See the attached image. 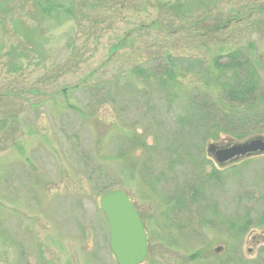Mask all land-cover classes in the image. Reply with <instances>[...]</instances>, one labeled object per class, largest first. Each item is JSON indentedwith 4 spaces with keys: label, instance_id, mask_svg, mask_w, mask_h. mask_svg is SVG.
I'll return each instance as SVG.
<instances>
[{
    "label": "rangeland",
    "instance_id": "obj_1",
    "mask_svg": "<svg viewBox=\"0 0 264 264\" xmlns=\"http://www.w3.org/2000/svg\"><path fill=\"white\" fill-rule=\"evenodd\" d=\"M47 1L0 0V264H116L101 185L137 210L142 264H264V152L217 165L206 145L234 140L188 133L200 81L146 61L264 51V0Z\"/></svg>",
    "mask_w": 264,
    "mask_h": 264
},
{
    "label": "trees",
    "instance_id": "obj_2",
    "mask_svg": "<svg viewBox=\"0 0 264 264\" xmlns=\"http://www.w3.org/2000/svg\"><path fill=\"white\" fill-rule=\"evenodd\" d=\"M37 7L47 17L56 9H64L54 0ZM168 7L173 9L178 5ZM69 10L63 11L69 13ZM119 48V43L112 46L113 51ZM146 61L154 66L152 70L155 71L157 85L166 90L175 92L179 89L178 81L188 76L200 81L203 89L193 87L188 95L186 117L188 133L195 135L199 143L209 138L216 139L220 134L234 141L264 136V51H259L252 43L196 57L167 51ZM133 69L144 71L140 67ZM4 124L6 120L1 118L0 125ZM129 138L134 144L132 147H143L144 140L139 136L131 135ZM3 142L5 140H0V148ZM218 174L219 170L212 168L206 177L217 179ZM107 190L109 188L103 185L97 189L99 195ZM193 194H198V190L194 189ZM191 196L194 197L192 191Z\"/></svg>",
    "mask_w": 264,
    "mask_h": 264
},
{
    "label": "water",
    "instance_id": "obj_3",
    "mask_svg": "<svg viewBox=\"0 0 264 264\" xmlns=\"http://www.w3.org/2000/svg\"><path fill=\"white\" fill-rule=\"evenodd\" d=\"M263 152L264 136L206 145V154L219 166ZM98 205L106 219L108 244L116 264H142L147 255L146 232L128 195L119 188L109 189L100 194Z\"/></svg>",
    "mask_w": 264,
    "mask_h": 264
},
{
    "label": "flooded vegetation",
    "instance_id": "obj_4",
    "mask_svg": "<svg viewBox=\"0 0 264 264\" xmlns=\"http://www.w3.org/2000/svg\"><path fill=\"white\" fill-rule=\"evenodd\" d=\"M226 164H229V162H228V163H226Z\"/></svg>",
    "mask_w": 264,
    "mask_h": 264
}]
</instances>
